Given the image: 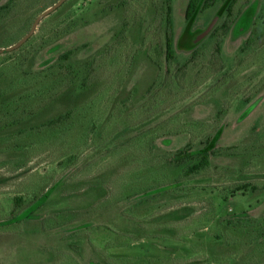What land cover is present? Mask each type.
Returning <instances> with one entry per match:
<instances>
[{"label": "rangeland", "instance_id": "1", "mask_svg": "<svg viewBox=\"0 0 264 264\" xmlns=\"http://www.w3.org/2000/svg\"><path fill=\"white\" fill-rule=\"evenodd\" d=\"M8 1L0 0V6ZM58 1L16 0V11L0 28V47L19 43ZM162 1L70 0L40 23L29 44L0 55V87L15 88L10 83L32 64L38 68L67 50L88 46L70 62L80 70L74 85L34 116L0 129V223L53 191L34 219L0 228V264H231L239 253L231 245L220 249L219 263L207 260L215 255L212 247L218 249L216 240L235 237L222 222L225 230L215 239L218 222L248 213L235 225L257 220L264 226V86L256 89L264 80V0H240L243 9L257 5L254 24L221 39L225 69L231 74L238 60L250 58L254 64L247 71L223 86L210 88L213 81L197 86L215 70L209 61L217 42L208 40L199 67L189 68L170 86H157L151 98L148 91L159 70L145 52L157 60ZM187 4L172 0L176 44ZM221 6L199 14L193 30L205 31L217 17L218 23ZM249 38L257 39L256 46L248 57L239 55ZM176 51L181 61L191 53L177 45ZM20 60L22 69L13 66ZM89 67L94 68L92 80L84 86ZM15 89L9 96L20 93ZM247 98L251 101L245 104ZM22 101L21 107L36 109L26 99H15L13 106ZM248 108L253 109L242 119ZM66 115L69 119L55 128L37 130ZM220 127L218 147L230 155L221 152L206 173L179 179L182 173L165 155L189 142L199 146ZM236 146L238 157L230 150ZM177 180L186 183L183 190L158 198L155 189L153 200L137 205L143 199L139 194ZM245 184L256 190L231 195ZM82 225L87 229H76Z\"/></svg>", "mask_w": 264, "mask_h": 264}, {"label": "trees", "instance_id": "2", "mask_svg": "<svg viewBox=\"0 0 264 264\" xmlns=\"http://www.w3.org/2000/svg\"><path fill=\"white\" fill-rule=\"evenodd\" d=\"M69 1L66 2L60 9H62L67 3H69ZM162 3L164 7L161 13L159 11L160 16L158 18L160 20L159 31L161 32V35L160 40L155 43V46L157 47V60H155L154 58H148L149 51L145 52L146 58L159 70V74L154 81V85L148 91L151 98L157 86H170L174 83L172 81H177L179 76L185 77V73L189 68L195 69L199 67V59L203 57L201 53L203 52V48L205 47L208 40L216 39L217 42V46L212 55V60L209 61V67L215 68V70L210 71L207 77L197 82V86L203 84L205 85L207 81H213V84L209 85L210 88L218 85L219 82H221L223 86L225 83H227L228 78H233L241 73H244L250 66L254 64L248 63L251 61H248L250 58H248L245 63H243L244 60L240 59L238 60L239 62L237 61L235 63V66H242L243 69L237 71V68L235 67V69H232L230 74L229 69H225V66L222 62L221 39L234 29H236L237 31H246L250 29V27L254 24V18L257 14L256 4L248 5L245 9H243L244 5L241 6L240 0H188L185 12V28L183 33L179 37L178 43L176 44V39L173 31L172 0H163ZM218 4H222L221 9L218 12L219 22L208 37L201 39L200 36L204 31L197 32L193 30L195 20L199 14L213 8ZM16 8V0H10L5 5L0 6V28H3L4 23L11 15L14 14ZM31 40L32 38L27 41V43L22 46L21 49L29 44ZM256 40L257 39L254 38H249L248 40H246L244 45L239 50V55L244 56L245 54H247L252 47L256 46ZM48 43L49 42L43 44L42 47L46 46ZM13 44L1 46L0 48H4V52H0V55L11 53L7 49L13 46ZM176 45L187 51H191L190 56L185 60H179L177 56ZM87 47V45L75 47L74 49L63 52L57 58L45 61L38 68H34V64H32L27 70H23L22 77L19 80L10 83L12 84V86L16 85L15 88H18V91H20V93L16 94L15 96H9V92H11L10 90L15 91L17 89L9 85L0 87V123H2L0 125V129L4 126L9 127L16 125L17 123H21L25 116H34L35 113H37L39 110L45 109L47 102L58 100L66 90L74 85L77 78L79 77L80 70L78 69L79 67L76 69L75 66L71 65L72 63L70 62L73 61L74 57L77 53H79L80 49H86ZM152 47H154V43L151 44V48ZM13 66L22 69L24 66V61L20 60L17 65ZM174 66L176 68L175 72H173ZM89 68L90 70L87 71L83 76L82 85L84 86H86L87 83L91 82L92 80L94 68ZM201 71L202 69L200 70L199 75ZM214 74H217L218 76L213 77ZM1 77L4 78L5 75L2 74ZM262 85L264 86V80L261 81L259 86L256 88L257 92L263 89ZM15 99H26V102L29 101L31 104H36V109H30L27 108V106L21 107L23 101L22 103H20V105L13 106V102ZM250 101L251 99L247 98L244 100V103L248 104ZM252 109L253 108H248V110L243 113L242 119H245L251 113ZM69 113L70 112H68V114ZM68 117L69 115L60 116L56 119L50 120L48 123L43 124V127L41 129L39 128L37 130L40 131L43 129H53L63 122H66L69 119ZM222 134L223 128H216L214 134L209 135L205 139L200 141L199 146H193L194 144L192 142H189L181 149L165 155V160L170 159L169 164L171 165V167L179 169V171L182 173L180 174L179 179L194 178L198 175L206 173L212 167L214 159L218 157L221 152L224 153L225 151L226 154L230 155L229 153H227V149L225 150L218 147V143ZM230 150L233 151L231 155L235 157H238V155L240 154L237 146L231 148ZM148 157H150V154L144 156L145 159ZM26 164L27 161L23 165ZM23 165H21V167ZM185 186L186 183H184V181L179 182V180L170 182L169 184L159 185L157 188L154 187V189L151 191L139 194L140 196H143V199L140 202H137V205L153 200L155 189H159L156 192L160 193L158 196L159 198L163 196V194H166L168 192L176 191L177 189L183 190ZM250 187L251 186H249V184H245L243 186H235L230 193L232 196H235L238 193L246 192ZM251 189H253V191L256 190V188L254 187H251ZM52 192L53 191L51 189L47 190V192L43 194V196L38 197L36 201L20 215L14 216L9 220L1 222L0 228L19 225L24 221H30L34 219L33 216L40 208H42L47 203ZM19 201H21V199ZM190 213L191 212L189 211V214ZM169 215H173V212H171V214ZM245 216H249V214L244 213L239 218H231L225 216L221 220V222H218L219 224L216 228L217 232L215 235V239H217V236L220 235V233H223L225 230H221L222 222L226 223L225 228L233 230V232L235 233V237L226 241L225 238L220 236L221 238L214 242V245H217L218 249L216 248V246L212 247L213 249H215V255L209 254V257L207 258L208 262L210 261L211 263H219L220 249H222V251L227 250L226 246L231 245V249L234 252L237 251L236 247L239 248V253H237L236 258L232 260L231 264H252L251 261L254 260L257 261L256 264H264V226L261 227L257 220H255V223L250 220L251 223L248 226L241 224L235 225L234 222H236L237 224L241 223L242 218H244ZM170 220L179 221L180 218ZM76 229L84 230L87 229V226L82 225L80 228L77 227ZM72 233L73 234L71 235V237L73 238L76 236V234L74 231Z\"/></svg>", "mask_w": 264, "mask_h": 264}, {"label": "water", "instance_id": "3", "mask_svg": "<svg viewBox=\"0 0 264 264\" xmlns=\"http://www.w3.org/2000/svg\"><path fill=\"white\" fill-rule=\"evenodd\" d=\"M69 0H59L58 2H56L53 6H51L49 9H47L46 11H44L41 15H39L36 20L34 21L32 28L30 30V32L16 45L11 46L10 48H8V51H15L17 49H19L21 46H23L25 43H27V41H29L33 35L35 34L38 26L40 25V23L47 18L48 16H50L51 14H53L54 12H56L57 10H59L66 2H68ZM218 21V17L215 18V20H213V22L210 24V26L201 34V39H204L206 37H208L210 35V33L213 31V29L215 28L216 24ZM1 53L4 52V50L0 51Z\"/></svg>", "mask_w": 264, "mask_h": 264}]
</instances>
